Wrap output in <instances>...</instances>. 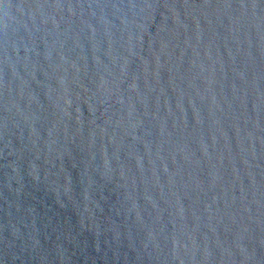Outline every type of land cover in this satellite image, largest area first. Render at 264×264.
Segmentation results:
<instances>
[{"label":"water","instance_id":"95a60500","mask_svg":"<svg viewBox=\"0 0 264 264\" xmlns=\"http://www.w3.org/2000/svg\"><path fill=\"white\" fill-rule=\"evenodd\" d=\"M0 264H264V0H0Z\"/></svg>","mask_w":264,"mask_h":264}]
</instances>
